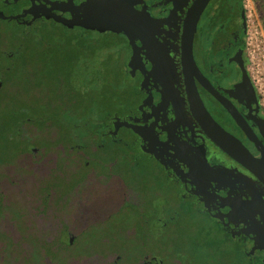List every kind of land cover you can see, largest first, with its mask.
Segmentation results:
<instances>
[{
    "label": "flooded vegetation",
    "instance_id": "af4514ba",
    "mask_svg": "<svg viewBox=\"0 0 264 264\" xmlns=\"http://www.w3.org/2000/svg\"><path fill=\"white\" fill-rule=\"evenodd\" d=\"M194 1L29 0L34 12L26 19L29 23L46 22L42 15L46 14L45 17L69 20L71 13L67 9L72 5L85 9L98 3L116 5L113 7L128 23L131 41L125 45L134 56V66L128 68L127 79L132 80L135 88L136 105L128 116V131H131L126 139L131 143L135 157L142 161L148 159L155 165L163 176L160 181L174 186L181 200L202 215L203 220L216 225L226 237V244L234 247L229 251L207 252L239 253L241 258L236 264L242 261L264 264V185L212 142L190 108L180 46L184 19ZM9 4L5 11L15 13L18 2L9 0ZM246 36L243 1L210 0L195 29L193 60L201 76L232 104L264 147V108L250 87ZM193 80L212 119L225 132L252 149L248 137L224 107L203 88L197 77L194 76ZM90 191H94L93 188ZM39 199L42 205L51 201L47 193H41ZM137 206L140 208V204ZM142 219L145 224L150 222L160 226L165 220L162 217ZM163 235L165 237L167 233ZM72 246V242L64 245L67 250ZM176 253V257L170 255L169 262L162 258L156 264H200L183 250ZM119 259V256H112L109 264H123ZM218 262L229 264L227 258L215 263L211 260L210 264Z\"/></svg>",
    "mask_w": 264,
    "mask_h": 264
},
{
    "label": "rangeland",
    "instance_id": "374dc122",
    "mask_svg": "<svg viewBox=\"0 0 264 264\" xmlns=\"http://www.w3.org/2000/svg\"><path fill=\"white\" fill-rule=\"evenodd\" d=\"M242 1L247 23L246 68L253 90L264 108V28L255 2ZM4 2L0 0V66L11 61V55L14 56L13 59L18 57V62L35 61L29 68V78H26L21 69L17 72L20 81L17 91L21 101L26 100L24 96L33 94L28 92L31 91L30 87L25 86L23 82L28 84L34 82L35 86H39L34 95L48 98L55 96L56 91L60 96L70 97L76 91L86 93L89 85L91 88L100 87L102 90L113 85L123 86L124 79L128 83L131 81L125 77L126 67L123 68V64L129 66V61L116 64L109 58L114 52L109 44L117 46L118 41L116 45L115 40L102 38L103 69L102 74L95 80L97 65L94 53L98 54V52L95 46L88 47L87 41L100 42L102 36L100 33L95 30H84L86 24H80L79 21L76 23L80 24V27L69 29L65 19L55 17L51 22L50 16H48L49 20H46L45 30L42 25H38V27H30L31 32H28L27 27L31 26V23L27 21V15H21L24 7L19 4L15 13L7 10L5 14L1 7L5 8L4 4L9 0ZM99 17L103 23L110 21V26L116 34L127 35L128 23L120 19L116 20V16L110 12H101ZM95 25L94 27L98 28L101 26L98 20ZM31 33H34V40L37 35L42 41L37 42L38 44L32 49L27 46ZM37 47L38 50L34 53ZM97 47H101V44ZM128 54L130 60L133 56L129 51ZM132 66L131 62V69ZM55 74H58V77H55ZM70 75L72 77L68 80ZM46 92L48 95L45 94ZM75 147L81 146L79 144ZM47 154L48 149L45 148L42 155L33 151L23 159H16L12 154L0 151V264H109L117 251L121 252L119 254L123 257V264H151L148 256L145 259L139 258L137 253L139 250L137 246L140 244L135 241L136 233L142 231L143 227L130 223L129 229L126 227L120 230L118 218L115 213L112 214L116 208L115 200L124 199V205L126 194L138 204L141 198L148 203L150 199L156 197L148 181L150 178L145 175L133 176L124 183V188H121L118 186L119 180L126 177V171L120 169L117 162L101 161L100 165L103 168L98 174L103 182L97 179L99 185L94 188L98 190H81L78 194L71 195L65 188V172L62 171V165L58 164L61 170L58 175L61 177L56 179H53L50 168H44V155ZM80 154L86 157L91 155L86 146L85 152ZM78 158L80 157L73 156L69 158L68 163L74 165L76 162L74 160ZM65 166L66 163L64 168ZM70 183L72 184L73 180ZM41 193L50 196V203L42 205L37 202ZM170 193L172 194L169 203L162 202L157 208V210L162 208V219H165L158 234H155L153 223L145 224L144 219H141L143 225H146L143 230L148 232V244L154 242L163 245L157 249V252H164L163 258L167 262L171 260V254L176 257L178 250H183L185 253L195 251L196 257H201L205 261L204 253L213 251L215 245H212L207 252V245L203 242H190L196 235V226L200 217L197 214H195L197 217H180V212L176 209L179 202L174 198L175 191L166 189L165 195L162 194L165 196L163 200L168 199L166 195L170 196ZM55 196L57 198L53 202ZM159 197L161 198V195ZM159 197H156V202H151V206L154 207L160 202ZM102 208L106 210L99 216L107 222L98 228L87 227L91 222L96 223L99 220L95 216L88 217V213L100 211ZM166 233L173 235L170 238L160 239ZM67 242L73 243L69 250L64 247ZM229 250H233L230 245L222 248L221 251Z\"/></svg>",
    "mask_w": 264,
    "mask_h": 264
},
{
    "label": "trees",
    "instance_id": "16d2710c",
    "mask_svg": "<svg viewBox=\"0 0 264 264\" xmlns=\"http://www.w3.org/2000/svg\"><path fill=\"white\" fill-rule=\"evenodd\" d=\"M26 1L13 0V2H18V4L25 8L21 14L22 16L33 15L34 8L33 6H30L28 2L29 0ZM253 1L261 14V23L264 28V0ZM6 3L8 4H4L5 8L1 7L5 13L6 6H10L9 2ZM95 6L96 4H94V6L90 5L88 10L83 12L81 11V6L72 5L67 9V11L71 13V19L65 20L68 22L67 28L69 29L73 30L75 27H80V24H86L84 30H95L97 33L102 35L100 37V42H94L93 40L87 41L88 47L92 48L95 46L97 50L96 52H98V54L94 53L95 63L97 65L94 76L96 77L95 80H97L102 74L103 69L102 38L105 37L106 39L115 40L116 45L118 41L117 46L109 44V46L114 50V52L109 55V58L113 59L116 64H121L125 60H129V50L125 43L130 44L129 41H131V38L128 33L127 35H124V33L116 34V31L110 26V21L103 23L99 17L101 12H110L116 16V20L120 19V21L124 22L116 10L111 9L110 6L108 8L98 5L96 6V9L99 8L100 11L98 14H95V10L93 9ZM42 15L44 19L49 20V15L46 17V14ZM50 17L51 20H54L55 18V16ZM97 20L101 25L99 28L94 27L96 26L95 22H97ZM77 21H79L80 24H77ZM38 25H42L45 30L47 22L39 21L31 23V26L29 25V27H27L28 32H31L30 27L34 28L38 27ZM120 35H124L125 38L123 39ZM28 39L27 46H30V49L35 48L39 42H42L37 35L36 40H34V33H31ZM119 43L122 44L121 48V44ZM100 44L101 47H97V45ZM37 50L38 47L34 53H36ZM11 57L12 60L2 66L0 71V76L2 74V77H0L1 152L10 153L14 158L16 157V159H23L24 156H28L29 153L33 151H37L38 154L42 155L43 150L47 148L48 154L44 155V168H50V173L53 176V179H56V177H61L58 175L61 172L58 168V164H61L62 171L63 173L65 172V188L68 190L67 193H71V195L76 194L81 190H91V188H93V190H98L94 189L99 185L96 180L100 179V181L103 182L98 174V171H101L103 168L100 165V162H117L119 163L120 169L126 171V177L119 180L118 186L124 188V183L131 177L145 175L147 178H150L148 181L151 183V190L153 194L155 193L157 195L156 197L161 195V198L159 197L160 202H157V205H154V207L151 206V202H156V197L150 199V203H146L142 198L139 199L140 208L137 206L138 203H135L127 194L124 205V199L121 198L115 200L114 205L116 208H114L112 214L115 213L118 218V227L120 230H123L126 227L129 229L131 227L130 223H132V225L138 224L144 228L145 225H143V221L141 220L142 217H162V208H159L158 210L157 208L158 206L160 207V203L162 202L166 201V203H169V197H171L172 193H170V196L166 195V198H168H165L166 200H163V197L165 196H162V194L165 195V190L170 188L172 192L175 191L174 198L178 199L179 208L177 206L176 209L180 212V217H195V214L200 217L198 221L199 224L197 226L195 223H192L193 226H196V235L190 240V242H203L207 245V251L212 248V245H215L213 250L215 252L221 251L222 248H225L226 246L229 247V245L225 242L226 237H224L222 231L216 225L203 220L202 215L197 213L189 204L186 203V201L184 202V200H181L180 193L176 191L174 186H170L169 183L164 184L163 181H160V177L162 178L163 176L158 172L155 165L151 164L148 159L142 161L139 160L137 156L135 157L131 143L128 139H126L127 133L131 131H128V116L130 111L136 105L134 102L135 88L132 87V80L128 83L124 79L123 86L118 87L113 85V87H105L102 90L100 87L91 88L89 85L87 86L89 90L86 93L76 91V93L73 92L70 97L60 96L56 91L55 96H49L48 98L47 96L36 97V95H34L39 89V86H35L34 82L31 84L23 82L25 86L30 87L31 91L28 92L33 94L24 96L26 100L21 101L18 98L19 95L17 91V85L20 82L17 78V72L21 69L26 78H29V68L35 63V61L18 62V57H15V59H13V55ZM33 58L35 57L33 56ZM133 59L134 56L131 57L129 66L123 64V68L126 67L127 71L125 73V75H127L125 76L126 78L128 77V68L131 67V62L134 66ZM123 68L122 71H124ZM55 77H58V74H55ZM71 77L72 75L68 76V80H70ZM57 80L58 79L56 78V81ZM45 94L48 95V92ZM116 134H123L124 136L118 138ZM79 144L81 147H75L79 146ZM85 146L88 153L91 154L90 157L92 159L80 154V152H85ZM73 156H79L80 158L74 160L76 161L74 165H70L68 160L69 158H73ZM64 163H66L65 168ZM72 180L73 183L71 184L70 181ZM56 198L57 196H55L52 201L55 202ZM40 199L37 200L38 203H40ZM134 204L136 206H134ZM105 210L106 208H102L100 211L88 213V217L95 216L96 218L98 217L99 220L96 223L91 222L87 227L98 228L102 226V224L106 223L107 220L104 221L99 216V214L104 213ZM152 227L154 228L155 234L160 232V225L156 224ZM143 228L142 231H138L136 233L135 241L140 244L137 246V248H139L137 253L140 256L139 258L144 257L145 259L148 256L150 263L156 264V262H159V260H162L163 258L160 257L163 252H157V249H160L163 245L155 244L154 242L149 245L148 232L144 231ZM172 235L173 233H170V235H166L165 237L162 235L160 239L163 240L167 237L170 238ZM192 248L195 249L193 246ZM231 248L234 250L233 246H231ZM119 253L121 252L117 251L113 257L119 256L120 262H123V257ZM185 254L192 255L200 264L204 263L201 257H196L197 253ZM204 254L206 261L205 264H210L211 260L215 263L217 261H221L223 258H227L229 264H236L241 258L239 253ZM217 264L220 263L218 262ZM241 264L249 263H244V261H242Z\"/></svg>",
    "mask_w": 264,
    "mask_h": 264
},
{
    "label": "water",
    "instance_id": "95a60500",
    "mask_svg": "<svg viewBox=\"0 0 264 264\" xmlns=\"http://www.w3.org/2000/svg\"><path fill=\"white\" fill-rule=\"evenodd\" d=\"M210 0H195L188 9L181 33V64L183 67V74L186 81L187 92L190 97V108L194 114L198 116L200 125L205 134L219 147L224 153L240 163L245 169L253 174L264 185V147L257 140L245 120L240 116L237 110L224 98H222L211 87L209 82L201 76L197 70L193 60V39L194 33L201 16V13L206 8ZM100 5L99 3L97 6ZM111 9L115 8L114 4H106L104 7ZM87 8L81 7V11L86 12ZM95 14L99 13L100 9L93 8ZM90 13V12H89ZM197 77L203 88L212 94L215 99L224 107V109L232 117L236 125L246 134L248 137L252 149L245 147L239 140L225 132L209 115L205 109L199 95L197 93L193 77ZM250 81V80H249ZM253 91V88L250 84Z\"/></svg>",
    "mask_w": 264,
    "mask_h": 264
}]
</instances>
